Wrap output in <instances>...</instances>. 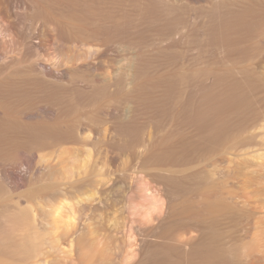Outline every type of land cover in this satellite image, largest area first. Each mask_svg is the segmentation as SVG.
Wrapping results in <instances>:
<instances>
[{"label":"rangeland","instance_id":"1","mask_svg":"<svg viewBox=\"0 0 264 264\" xmlns=\"http://www.w3.org/2000/svg\"><path fill=\"white\" fill-rule=\"evenodd\" d=\"M60 13L0 0V264H88L93 228L110 230L112 250L92 264H264V74L224 75L200 47L69 41ZM235 93L238 104L194 119L208 95ZM81 148L89 164L72 171L64 157ZM83 188L93 195L78 201ZM63 192L74 223L51 241L49 201ZM27 209L37 238L19 228ZM113 210L119 226L103 225Z\"/></svg>","mask_w":264,"mask_h":264},{"label":"bare ground","instance_id":"2","mask_svg":"<svg viewBox=\"0 0 264 264\" xmlns=\"http://www.w3.org/2000/svg\"><path fill=\"white\" fill-rule=\"evenodd\" d=\"M47 1L49 4L59 5L61 8V13L56 18V24L63 39L74 42L86 41L90 44L103 45L106 47L115 44L130 45L132 43L146 47L154 45L168 46L169 48L182 45L200 47L205 50H199L196 57L226 63L227 66L222 71L224 75L233 76L237 73L251 75L264 74V71L258 66L264 61V0ZM130 37L136 40H131ZM241 61L248 63V65L237 67L236 63H240ZM239 102L240 97L236 93L226 98L208 95L205 100V108L207 109L203 108L204 110H198L194 115V119L200 123H205L206 117L210 111L219 113L226 105L238 104ZM220 131L221 127L218 126L216 133ZM89 149H77L78 151L75 152V154L72 152L68 159L64 157L65 160H63L65 162L67 160L72 171L79 168L82 170L89 164L91 157V149ZM61 155H63V153ZM92 195L93 190H90V188L89 190L83 188V190L76 193L74 197L78 201H81ZM72 198L73 196L69 193L63 192L54 199L52 198V202L49 201L50 205L48 209L52 216L53 227L51 225V228H53L52 237L54 238H51V241L56 239L60 228H68L74 223V215H72L74 214V209L70 202V199L71 201L73 200ZM143 199L145 198L143 197ZM146 200L147 205L146 201L144 203L147 209H144L147 210L148 214H151V212L159 207V199L157 200L150 197L149 199L146 198ZM116 210L107 213L105 216L103 215V225H118L121 222V218ZM138 210L143 209L141 208ZM34 212L33 209H27L24 215L22 214L21 216L23 219L21 220L18 218L21 220L19 228L20 230L21 228L26 229L24 234H26L27 231V233L30 232V234L33 235L32 237L37 238L40 236V233H38L40 231H34V227L37 225H34L36 217ZM122 224L124 223L122 222ZM115 228H117V226H115ZM107 229L100 231V228L98 230L93 228L90 230L91 235L86 241L84 247L85 251H81L85 254L82 256L84 258L83 260L88 264H92L93 261H96L95 257L99 254H102L103 259V256L109 251V253H111V237L108 232L110 230L107 231ZM26 236L23 238L25 239ZM44 239L40 241L43 242ZM19 242L18 240V243ZM41 242L31 243L33 253H29L32 255L29 258L32 263L37 260L35 257L39 255L38 253L42 245L39 243ZM129 242H124L125 245H127L125 247L124 260H128L133 253V247H129ZM21 243H19V245ZM22 248L25 247L22 246ZM32 249L30 250L31 252ZM44 249L46 250V248ZM50 257L52 256L50 255ZM55 264L73 263L64 261Z\"/></svg>","mask_w":264,"mask_h":264}]
</instances>
